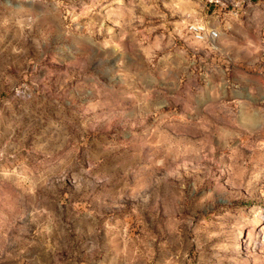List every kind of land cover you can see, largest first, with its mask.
<instances>
[{
  "label": "rangeland",
  "instance_id": "obj_1",
  "mask_svg": "<svg viewBox=\"0 0 264 264\" xmlns=\"http://www.w3.org/2000/svg\"><path fill=\"white\" fill-rule=\"evenodd\" d=\"M263 227L264 0H0V264H264Z\"/></svg>",
  "mask_w": 264,
  "mask_h": 264
},
{
  "label": "built area",
  "instance_id": "obj_2",
  "mask_svg": "<svg viewBox=\"0 0 264 264\" xmlns=\"http://www.w3.org/2000/svg\"><path fill=\"white\" fill-rule=\"evenodd\" d=\"M189 32L196 41L205 43V44L214 43L219 38V33L217 31L213 29H209L204 24L195 23V24L190 25Z\"/></svg>",
  "mask_w": 264,
  "mask_h": 264
}]
</instances>
